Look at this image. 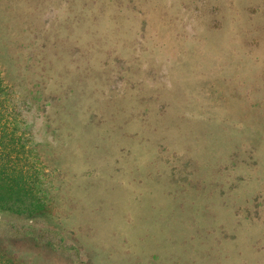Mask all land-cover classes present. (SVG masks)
<instances>
[{"label": "rangeland", "instance_id": "374dc122", "mask_svg": "<svg viewBox=\"0 0 264 264\" xmlns=\"http://www.w3.org/2000/svg\"><path fill=\"white\" fill-rule=\"evenodd\" d=\"M0 172L18 264H264V0H0Z\"/></svg>", "mask_w": 264, "mask_h": 264}, {"label": "trees", "instance_id": "16d2710c", "mask_svg": "<svg viewBox=\"0 0 264 264\" xmlns=\"http://www.w3.org/2000/svg\"><path fill=\"white\" fill-rule=\"evenodd\" d=\"M7 177L3 178L0 172V212L26 219L45 215V204L35 199L22 184L14 185ZM36 238L32 237V239ZM3 245L0 244V264H18L15 256L11 255Z\"/></svg>", "mask_w": 264, "mask_h": 264}]
</instances>
